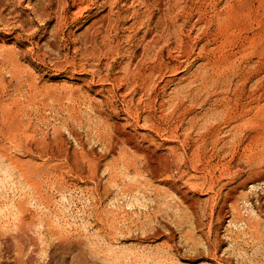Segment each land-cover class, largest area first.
<instances>
[{"label": "rangeland", "instance_id": "1", "mask_svg": "<svg viewBox=\"0 0 264 264\" xmlns=\"http://www.w3.org/2000/svg\"><path fill=\"white\" fill-rule=\"evenodd\" d=\"M22 1L19 6L18 0H0V264H264V219L254 209L256 199L234 202L250 228L245 222L233 224L231 217L222 219L217 202L234 161L255 157V166L264 172V144H242L249 134L264 138V0L161 4L156 14L169 22L171 10L178 21L186 20L181 8L195 16L172 45V57L167 45L161 46L170 71L155 80L152 112L164 128L175 131L171 143L165 142L166 133L155 134L143 123L142 130H126L149 155L151 168L142 175L124 169L119 151L105 156L102 146L113 134L108 125L125 122L112 116L105 106L109 93H100L103 87L91 84V76L93 67L103 76L110 69L119 72L137 49L138 61L148 64L146 44L127 41L137 32L134 13L145 9L123 0L113 10L84 13L86 25L67 27L66 39L59 37L52 51L47 44L54 40L55 21L44 27L34 22L33 31L40 32L33 47L29 33L18 36L14 21L33 20L25 7L38 0ZM104 16H120L116 43L121 55L86 61L69 43L70 32L82 38ZM149 32L143 25L137 38ZM88 36L100 37L103 47L102 35L94 30ZM44 54L51 58H41ZM207 70L220 83L202 90ZM34 87L46 96L32 102L26 96ZM180 101L186 106L178 109ZM113 102L119 111L125 107L118 98ZM145 102L143 96L144 109ZM165 102L170 107L163 110ZM227 105L244 109L252 119L236 140L229 124L209 119ZM214 125L221 130L216 149L226 151L215 161H203L201 168L212 173L206 181L194 179L187 164L191 144ZM260 185L264 191V182ZM252 191L249 185L239 196Z\"/></svg>", "mask_w": 264, "mask_h": 264}, {"label": "bare ground", "instance_id": "2", "mask_svg": "<svg viewBox=\"0 0 264 264\" xmlns=\"http://www.w3.org/2000/svg\"><path fill=\"white\" fill-rule=\"evenodd\" d=\"M122 1L123 0H71L70 2V0H38L35 5L29 3L25 7V9L30 11L34 16L33 20L30 22L20 20L13 21L14 23H18V29L20 30L18 36L20 38H22L24 34L29 33L28 43H30L32 47V39L36 33L40 32V29L37 28L33 31V25L35 26L36 23H39L41 24V27H44L48 23L55 21L57 26L51 31L54 40L47 44V46L52 51H56L55 44L58 42V38L61 37L64 40L66 39L65 30L67 27L72 29L73 26L77 24L82 23L86 25V17L84 16V13L89 15L91 12L98 10H102L100 12L102 13L106 7H111V10H113L118 8ZM163 2H166V0H146L144 2L142 0L133 1V4L142 6L145 9L142 14L139 12L134 13V17L136 18V22H134L133 25L134 28L140 33L143 25H147L150 28V32L140 39L137 38V32H135V36L128 37L127 41L132 44L140 42L146 44L144 48L146 51L144 59L148 58L150 62H148L149 65H145L144 61H138L140 55L136 48L137 51L133 52L132 55L129 54L126 67L120 69L119 72L115 74H113L110 69L107 72V75L103 76L99 67L92 68L94 72L91 76V84H96L97 82L100 83L103 88L99 92L109 93L110 95V98L107 101L112 103V99L114 100L118 98L125 103V107L121 111L117 109L114 102L113 106L109 103H105V106L110 109L113 117L118 116L117 118H120L117 119L119 122H125L123 125L118 123L108 125L109 128L113 130V134L110 135L111 141L102 146L105 151V156L119 151L124 169L128 172L134 170L137 175H142L150 170L151 167L148 165L150 164L148 159L149 155L147 151H144V149L136 144L135 135L129 134L126 130L132 128L142 130V126L145 124V126L152 128L151 132L155 134L166 133L169 137L165 142L171 143L169 142L170 138H172L170 135L175 133V131L169 127L164 128L161 123L157 122L156 115L152 112V108L156 105V100L154 99L156 91L155 80L161 76L164 71H170L169 66L164 64V52L163 49H161V46L166 44L170 49L168 50V54L172 57V45H175L176 39L184 33L188 28L191 19L195 16L194 14L187 12L184 8H181L179 11L186 17V20L182 22L178 21L175 16V10H171L169 15L173 22H169L165 16L160 13L159 15L156 14V12H159ZM22 4L23 1L18 0V5L22 6ZM82 5H86V8H81ZM119 14L122 19V14ZM200 14L204 15L202 12H200ZM214 15L216 18H219L220 12H216ZM120 16H118L117 19H113L110 16L101 17L96 24L88 27L82 38L76 37L74 32H70L68 38L69 43L75 48V50L80 51V56L86 61L95 60L97 55L120 57L121 51L116 43L121 22ZM1 17L2 16L0 15V19ZM204 18L205 17L200 19L201 23H204ZM105 26H107L106 29ZM94 30L95 34L102 35L101 40L103 42V47L99 42L100 37L88 36ZM49 32L50 29L45 28V34H48ZM112 33L116 36L112 37ZM84 46H87V48L84 49ZM31 49L35 50L34 48ZM19 55L20 58H22L25 56V53H19ZM40 57L43 59H50L51 55L44 54L40 55ZM70 67L75 68L74 65H70ZM57 68L59 67L57 66ZM206 72L207 77L201 82L202 90L208 89L213 85L216 86L220 83V80L215 79L209 74V70ZM81 73L89 75L86 72ZM106 86H110V88L106 89ZM42 96H46V92L38 87H34L30 96L26 97L29 98V101L33 102ZM143 96H146L145 103L148 107L145 109L142 106ZM136 97L139 98L135 99ZM72 99L76 102L75 97H72ZM185 106L186 104L184 101H180L177 104L178 109ZM166 107H170L168 102L162 104L163 110L166 109ZM235 109L230 107V105H227L225 109H223V112L212 114L209 118L218 124L222 121H224L225 124H229L231 127L229 132L231 133L232 140H236V137L241 134V128L251 125L252 121L248 113L243 112L244 109L236 107ZM100 114H102V111H100ZM222 114H224V116ZM121 115L124 117L121 118ZM222 116L224 117L223 120H221ZM220 132L221 130L219 126L214 125L207 129L205 134L202 135L199 140L194 141L191 144L193 145L189 158L191 164H187L188 169L194 174L192 178L197 180L204 179V181H206L208 176L212 175L211 168H201V164L203 161H215L222 153H225L226 150L224 147H221L218 150L216 149L220 143L218 139ZM243 139L242 144L245 145V148L264 144V138L257 137L254 134H249ZM209 147L212 149L210 150ZM206 150L211 151L210 156H208ZM178 159V155H175V160ZM164 160L166 161L167 159ZM244 163L248 165L249 169L245 168L243 165ZM256 163L258 162L255 157L247 158L244 162L238 160L231 163L232 171L229 174L230 177L228 183L224 186L225 192H222V201H217L218 204L221 203L222 205L223 213H220L222 219H225V217H231L233 224L245 222L248 228H250V222L245 221L240 217V210L234 203L238 202L240 199L245 200L246 202L254 201L256 199L258 204L255 205L254 209L264 219V191L260 190V184L264 182V172L259 166H255ZM122 165L118 163L116 164V166ZM90 175L91 173H89L88 176ZM249 185L253 188L252 193L239 196L240 191L243 192L247 190ZM215 208L216 206L213 207L212 212H214ZM61 249L65 250V247H61ZM51 258H53V256H51Z\"/></svg>", "mask_w": 264, "mask_h": 264}]
</instances>
